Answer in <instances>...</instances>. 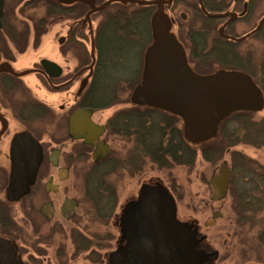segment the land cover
I'll return each mask as SVG.
<instances>
[{"label": "flooded vegetation", "instance_id": "af4514ba", "mask_svg": "<svg viewBox=\"0 0 264 264\" xmlns=\"http://www.w3.org/2000/svg\"><path fill=\"white\" fill-rule=\"evenodd\" d=\"M107 1L2 0L0 264H166L163 251L158 249L155 260V245L142 251L139 241L138 251L127 257L102 254L112 240L109 224L118 184L157 170L159 146L166 157L167 145H190L184 117L134 100L143 87L146 62L136 32L140 20L109 8L133 3L112 0L95 11ZM143 1L169 2L161 9L134 4L150 8L146 55L157 42L167 45L171 38L194 76L241 75L264 94L257 84L264 79V0ZM199 14L202 19L196 18ZM113 21L118 25L111 26ZM169 30L173 33L165 35ZM37 48L38 57L29 59V50ZM25 137L37 143L40 162L28 192L10 201L6 190L17 157L12 147L25 144ZM182 155L179 150L177 156ZM147 191L152 195L145 201ZM138 196L126 219L137 224L140 235L155 214L141 211ZM152 196L153 189L146 188L142 200L147 203ZM228 196L229 185L224 199L210 200L219 203ZM142 214L150 220L141 224ZM221 218L222 213L212 226ZM202 255L201 264H218L216 253Z\"/></svg>", "mask_w": 264, "mask_h": 264}, {"label": "rangeland", "instance_id": "374dc122", "mask_svg": "<svg viewBox=\"0 0 264 264\" xmlns=\"http://www.w3.org/2000/svg\"><path fill=\"white\" fill-rule=\"evenodd\" d=\"M169 33L172 34L173 31L169 30L165 35ZM52 36L54 33L49 34L47 41L52 40ZM29 51L32 55L28 57L29 59L34 56L38 57L39 48ZM144 53L146 56V51ZM146 74L147 62L143 64V86ZM26 81L33 86V80ZM256 111V118L264 117L263 93L259 95ZM104 115L105 113H101V121L104 120ZM183 126L186 129L184 122ZM217 130L218 128L205 141L190 142L191 148L199 150L205 142L216 139ZM229 151H237L264 168V148L237 145ZM229 151L223 155L221 161L214 165L206 162L198 151L194 166L190 170L183 166L170 169L157 168V170L146 171L140 177L123 179L117 187L116 210L109 224L112 240H110L108 250L102 252L103 256L107 258L115 255L127 257L130 253L138 251L139 241L142 251L147 248V244H153L163 251L166 254L164 260L166 264H182L188 260L201 264L205 259L202 255L203 251L216 253L218 264H264L262 261L264 251L260 261L257 258L258 252L252 249V243L243 240L246 232L239 233L235 224L236 216L232 213L231 195L219 203L210 200L208 181L223 163L231 167L232 157ZM232 184L235 190L243 187L251 188V183L246 179L237 178ZM146 188L153 189V196L147 203L142 200ZM139 193L141 211L154 213L155 218L151 224L142 228L140 235H137L135 230L137 224L128 221L126 216L129 210H135L137 207ZM169 208L172 209V215L166 218L165 214ZM216 210L221 211L222 218L216 221L214 226L206 227L204 222L209 220L211 212ZM241 230H244V227H241ZM248 235L250 236L251 233Z\"/></svg>", "mask_w": 264, "mask_h": 264}, {"label": "water", "instance_id": "95a60500", "mask_svg": "<svg viewBox=\"0 0 264 264\" xmlns=\"http://www.w3.org/2000/svg\"><path fill=\"white\" fill-rule=\"evenodd\" d=\"M114 1L140 6H157L159 9L163 4L169 3L143 0ZM111 2L112 0L105 2L95 11L101 10ZM1 9L2 0H0V17ZM162 20L165 21V17ZM166 25L168 26V23ZM168 42L167 45L157 42L148 50L145 84L135 91L134 100L184 117L187 121L185 133L190 142L207 140L218 123L232 111L257 110L260 92L248 78L241 75L196 77L185 65L180 46L171 38ZM25 138H27L25 144L14 143L12 147V152L14 154L17 152V157L13 155L12 174L6 190L7 199L10 201H15L28 192L40 162L37 143L29 137ZM230 175L229 166L223 163L217 173L210 177L208 186L212 189L211 200L225 198ZM151 195L152 191L145 192L144 200L147 201ZM171 215L172 209L169 208L165 216L170 218ZM220 217L221 213L214 211L211 220L204 225L212 226ZM144 220L149 221L150 216L142 214L139 222L142 224ZM152 249L151 257L156 260L161 253L158 252V247L152 246Z\"/></svg>", "mask_w": 264, "mask_h": 264}, {"label": "trees", "instance_id": "16d2710c", "mask_svg": "<svg viewBox=\"0 0 264 264\" xmlns=\"http://www.w3.org/2000/svg\"><path fill=\"white\" fill-rule=\"evenodd\" d=\"M109 8H119L125 10V12H131V14L128 13L125 15H127L128 18H138L140 20V23L138 21V25H136L139 28L136 32L140 34V39L142 41V53H144L150 40V8L139 7L134 4H127L126 6L114 5ZM196 18L202 19L203 17L199 14ZM124 22L130 23L128 20ZM207 23L208 22H206V24ZM117 25L118 22L116 21H113L111 24V26ZM194 35L200 34L191 33L190 36L194 37ZM254 62L256 63L257 59H254ZM98 70L99 68L97 71ZM104 71L105 70L101 69L100 73H103ZM111 81L115 83L116 79L111 78ZM125 82L129 83L127 79ZM120 83L121 81H119V84ZM259 83L264 91V79L258 81L257 84ZM115 84L119 85L118 83ZM104 97L105 96L101 98L104 99ZM256 112V110L232 111L230 115L227 116L228 118L218 124L217 138L210 142H205L200 146L199 150L191 148L190 145L183 147L182 145L178 146L177 143H174L166 146L167 156L165 157L163 156V150H161L159 146V152L156 159L157 167L159 169H170L175 166H183L190 170L194 166V161L198 155V151L200 156L206 162L214 165L221 161L223 155L234 146L249 145L254 148H264V117L256 118ZM173 120L175 121V119ZM179 150L182 152V156H177V152ZM230 154L232 157L230 167L231 178L228 185L229 195H231L232 198V213L236 216L235 224L237 225L240 234L246 232L245 236H243L245 239L243 240L252 243V249L258 252L257 258L261 261V255L264 251V168L254 160L247 158V156H244L237 151H232ZM237 178H241L243 180L246 179L249 183H251V188L246 189L243 187L235 190L232 183L233 180ZM241 227H244V230H241ZM249 233H251L250 236L248 235ZM262 259H264V257H262Z\"/></svg>", "mask_w": 264, "mask_h": 264}]
</instances>
